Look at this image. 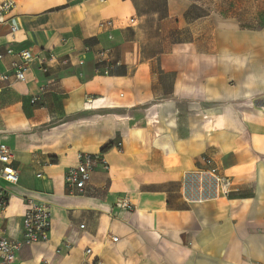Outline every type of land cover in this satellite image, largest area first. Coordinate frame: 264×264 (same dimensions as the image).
Listing matches in <instances>:
<instances>
[{
    "label": "crops",
    "instance_id": "1",
    "mask_svg": "<svg viewBox=\"0 0 264 264\" xmlns=\"http://www.w3.org/2000/svg\"><path fill=\"white\" fill-rule=\"evenodd\" d=\"M6 1L0 73L19 63L10 49L57 58L0 92V144L19 174L4 183L0 238L21 239L29 199L52 212L49 242L12 264H264V0H167L152 22L136 0ZM100 49L122 62L111 76H95ZM109 145L110 170L71 195L77 154ZM124 196L134 212L116 208Z\"/></svg>",
    "mask_w": 264,
    "mask_h": 264
},
{
    "label": "built area",
    "instance_id": "2",
    "mask_svg": "<svg viewBox=\"0 0 264 264\" xmlns=\"http://www.w3.org/2000/svg\"><path fill=\"white\" fill-rule=\"evenodd\" d=\"M12 1L0 2V17L14 8ZM138 25V19L132 18L127 21H106L102 23V28H127ZM12 32H16L13 27ZM87 51L90 49L87 48ZM8 55H16L19 63L13 64L8 70L0 73V92L6 87H11L14 83L25 82L27 73L33 64H37L44 74L50 71V65L57 62V58L53 52L44 55L42 51L23 50L15 53L13 50L7 51ZM95 57V76H111L114 69L122 65L120 59L116 57L113 49H100L94 53ZM0 55V60L3 59ZM62 64L67 66L69 60H63ZM48 91L47 86L41 88L40 95L31 99L32 105H38L40 98ZM89 105L95 103L94 99H89ZM120 146V144L118 145ZM15 154L13 150L6 144H0V209H6L10 203L9 192L5 189L4 183L15 186L19 183V174L14 168ZM211 164V160H206ZM109 171L110 166L105 158V153L100 151L97 153L79 152L77 154V164L67 169L64 177L65 185L73 196H85L91 186L93 175L96 171ZM217 170H211L224 193L229 191V185L221 178L216 177ZM42 178V175H38ZM116 208L126 210L130 213L135 211V206L131 203L129 197L124 196L117 200ZM52 212L48 204L36 200L29 199L27 209L23 218V228L21 239L0 238V262L5 264L14 263L17 254L24 246H30L38 243L49 242L51 236ZM84 229V226H81ZM87 253H90L89 251Z\"/></svg>",
    "mask_w": 264,
    "mask_h": 264
},
{
    "label": "rangeland",
    "instance_id": "3",
    "mask_svg": "<svg viewBox=\"0 0 264 264\" xmlns=\"http://www.w3.org/2000/svg\"><path fill=\"white\" fill-rule=\"evenodd\" d=\"M135 4L139 15H144L149 22L156 20L152 17L155 12H158L160 17L167 14V0H136Z\"/></svg>",
    "mask_w": 264,
    "mask_h": 264
},
{
    "label": "trees",
    "instance_id": "4",
    "mask_svg": "<svg viewBox=\"0 0 264 264\" xmlns=\"http://www.w3.org/2000/svg\"><path fill=\"white\" fill-rule=\"evenodd\" d=\"M110 150H111V145L105 147V148L102 150V152L107 153V152L110 151ZM53 163H55L54 160H53Z\"/></svg>",
    "mask_w": 264,
    "mask_h": 264
}]
</instances>
